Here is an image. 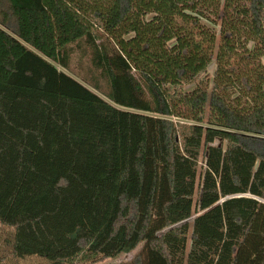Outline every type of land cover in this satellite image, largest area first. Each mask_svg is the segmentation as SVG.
<instances>
[{
	"label": "trees",
	"instance_id": "1",
	"mask_svg": "<svg viewBox=\"0 0 264 264\" xmlns=\"http://www.w3.org/2000/svg\"><path fill=\"white\" fill-rule=\"evenodd\" d=\"M0 224L15 259L264 264V0H0Z\"/></svg>",
	"mask_w": 264,
	"mask_h": 264
},
{
	"label": "rangeland",
	"instance_id": "2",
	"mask_svg": "<svg viewBox=\"0 0 264 264\" xmlns=\"http://www.w3.org/2000/svg\"><path fill=\"white\" fill-rule=\"evenodd\" d=\"M73 68L77 71L78 74L82 75L83 77L86 78H94L99 81V83L102 85L103 89H107V85L105 80L101 79L99 76V73L96 72L90 63V59L88 56L83 55V53L79 50L75 52L73 55ZM215 64L213 63L208 70V77L209 80L212 81L215 73ZM199 173H201L203 167L202 163L199 164ZM200 183V182H199ZM198 198V191L197 195L195 196V200ZM198 211V210H197ZM200 213L194 212L193 216L186 221L187 224L190 226V233H189V241L192 237V229H193V224L198 217ZM179 224L178 226H180ZM14 229L8 228L5 226H2L0 224V264H48L46 260L37 258V257H31V258H26V259H15L11 255V249H12V241L14 238ZM168 232V231H167ZM189 247H190V242H189ZM188 247V249H189ZM142 245L138 247L135 251L129 253V254H124L121 255L120 257L116 259H108L104 260L101 263L98 264H136V258L137 256L142 252Z\"/></svg>",
	"mask_w": 264,
	"mask_h": 264
},
{
	"label": "water",
	"instance_id": "3",
	"mask_svg": "<svg viewBox=\"0 0 264 264\" xmlns=\"http://www.w3.org/2000/svg\"><path fill=\"white\" fill-rule=\"evenodd\" d=\"M224 149H225V150L227 149V144H226V143H225Z\"/></svg>",
	"mask_w": 264,
	"mask_h": 264
}]
</instances>
